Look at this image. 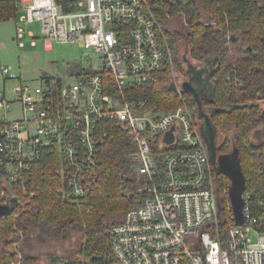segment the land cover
I'll use <instances>...</instances> for the list:
<instances>
[{
    "label": "built area",
    "instance_id": "1",
    "mask_svg": "<svg viewBox=\"0 0 264 264\" xmlns=\"http://www.w3.org/2000/svg\"><path fill=\"white\" fill-rule=\"evenodd\" d=\"M152 5L151 0H18V46L26 44L27 35L31 45L39 38L45 49L78 41L89 52L79 61L84 70L68 65L63 76L45 77L37 95L23 83L13 87L12 99L0 90V204H17L43 153L57 156L64 197L87 195L98 185L99 123L115 120L132 132L136 149L130 155L145 178L138 191L146 197L109 226L114 264H264V210L250 202L246 182L241 223L229 198L222 204L218 171L183 95V80L172 83L180 98L173 109H148L144 100L125 95L126 88L172 63ZM32 23H38V36L26 28ZM8 72L0 67L2 76ZM257 99L263 101L262 114L264 96ZM14 104L20 114L8 118ZM13 228L19 236L8 264H23V235L16 224Z\"/></svg>",
    "mask_w": 264,
    "mask_h": 264
},
{
    "label": "trees",
    "instance_id": "2",
    "mask_svg": "<svg viewBox=\"0 0 264 264\" xmlns=\"http://www.w3.org/2000/svg\"><path fill=\"white\" fill-rule=\"evenodd\" d=\"M151 3L177 65L179 38L185 40L194 60L204 62L213 58L212 97L208 104L210 118L220 131L217 150L234 153L251 190L250 202L258 210H264V140L263 129L257 127L263 122L264 113H258L259 105L255 102L258 96H264V0H151ZM17 7L18 0H0V21L15 20ZM179 13L188 28L185 33L165 27L169 17ZM80 62L69 65L74 71H82ZM168 67L153 72L147 82L126 88L125 95L144 100L148 109L175 108L180 98ZM183 95L197 115L193 97L187 91ZM228 124L234 126L232 139ZM98 129L100 163L96 188L79 200L64 197L58 190L61 180L56 175L57 156L43 153L33 164L26 193L19 190V200L12 211L0 216V264H8L14 257L12 245L19 236L14 224L28 246L34 232L39 239L65 242L72 230L82 232L79 248L63 257L50 253V264H114L109 226L128 208L142 204L146 194L138 188L144 185L145 178L136 172L137 161L130 155L136 149L132 132L115 120H102ZM217 178L221 202L225 204L230 179L222 172H217ZM30 192H34L32 197ZM261 199L263 205L258 206ZM24 249L23 246V263L37 259Z\"/></svg>",
    "mask_w": 264,
    "mask_h": 264
},
{
    "label": "rangeland",
    "instance_id": "3",
    "mask_svg": "<svg viewBox=\"0 0 264 264\" xmlns=\"http://www.w3.org/2000/svg\"><path fill=\"white\" fill-rule=\"evenodd\" d=\"M167 17H169V15ZM165 27L168 28L169 31L171 30L177 33H185L188 29L184 16L181 13L170 16ZM26 28L32 30L36 36L40 34L38 23L28 24ZM163 34L167 38L164 31ZM24 40L26 41V44L22 47L18 46L15 38V20L0 21V67L4 66L9 68L7 75L2 76L0 74V90L4 87L5 95L9 99L14 97L13 87L20 83L28 84L30 89L37 95L45 77L54 78L63 76L65 69L69 64L80 60L85 61V58L88 57L86 53H88L89 50H85L82 44L78 41L55 42L50 49H45L39 38H37L35 45L30 44L27 35H25ZM176 50L180 58L179 65H177L172 59V63L169 64L168 67L170 74H172V83L174 80L180 81L185 79L187 77L186 73L189 70V66H199V61L190 57L189 49L184 39L179 38L177 40ZM91 56L93 57V55ZM10 75H15V77H10ZM255 102L259 105L258 113L260 114L263 101L255 99ZM19 108V105L17 106V104H14L12 110L7 111V117H17L20 114ZM204 108H206L208 112L211 111V106L208 103L205 104ZM1 113L3 112L0 110V114ZM227 127L229 128V136L232 139L234 137V126L233 124H228ZM257 127L263 129L264 140L263 122L261 121ZM219 134L220 131L218 132V136ZM152 146L160 148L157 141H153ZM216 181L218 183L217 176ZM121 217L122 216L116 218L119 221ZM69 234L70 237L65 242L51 238L39 239L37 233L34 232V236L31 238V244L29 246L26 245L22 239L19 244L20 248L22 249L24 246V250H27L29 255L37 257L36 260L23 264H50L48 258L50 253H56L61 257L74 253L79 248L80 241L82 240V232L79 230H72ZM254 239L255 237L252 236V240Z\"/></svg>",
    "mask_w": 264,
    "mask_h": 264
},
{
    "label": "water",
    "instance_id": "4",
    "mask_svg": "<svg viewBox=\"0 0 264 264\" xmlns=\"http://www.w3.org/2000/svg\"><path fill=\"white\" fill-rule=\"evenodd\" d=\"M212 57L207 58L205 63H202V67L204 68L206 64L212 66L213 61ZM210 62V63H209ZM211 69V68H210ZM210 73H208V79L210 82ZM198 81V77L192 78L191 76H187L182 81V89L183 91H187V93L192 94L197 102L199 114L202 113V101L198 99L200 94V87L196 86V82ZM206 122L208 126V130H216V126L212 122L210 115L206 116ZM202 136H204V141L207 145V149L209 152V157L214 169L218 172H222L226 174L230 179V186L227 190V195L231 204L232 211L235 215V221L237 223H241L243 221V206L244 199L242 197V192L245 187V176L241 170L239 161L235 157L233 152H224L217 155V143L212 134L206 133L205 126L201 127ZM206 135V136H205ZM11 204H0V216L7 215L12 210Z\"/></svg>",
    "mask_w": 264,
    "mask_h": 264
},
{
    "label": "flooded vegetation",
    "instance_id": "5",
    "mask_svg": "<svg viewBox=\"0 0 264 264\" xmlns=\"http://www.w3.org/2000/svg\"><path fill=\"white\" fill-rule=\"evenodd\" d=\"M204 62L199 61L198 67H195L193 65L189 66V70L187 71L186 74H187V76H191L192 78H195L196 76L198 77V81L196 82L197 83L196 86L200 87V94H199L198 99L200 101H202V113L199 114V111L197 112V122H198V128H199L202 140H204V138H203L204 136H202L201 127L205 126L206 133L212 134L216 140V143H217V137H218L219 130L216 129V130L211 131V130L207 129L208 126H207V122H206V118H207L206 116H209L210 113L204 107H205V104H207L211 100L212 86H211V83L209 82V79H208V73L210 71L211 66L208 64L203 68L202 63H204ZM190 95L193 97V99L195 100L194 102H196V105H197L198 101H196L195 97L192 94H190ZM197 109H198V105H197ZM216 153L218 155V154L224 153V152L217 150Z\"/></svg>",
    "mask_w": 264,
    "mask_h": 264
}]
</instances>
